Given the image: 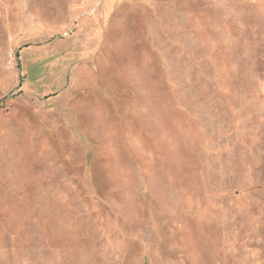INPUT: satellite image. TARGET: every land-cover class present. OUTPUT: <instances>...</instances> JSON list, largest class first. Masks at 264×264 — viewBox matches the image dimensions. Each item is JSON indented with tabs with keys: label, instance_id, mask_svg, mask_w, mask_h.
Returning a JSON list of instances; mask_svg holds the SVG:
<instances>
[{
	"label": "rangeland",
	"instance_id": "374dc122",
	"mask_svg": "<svg viewBox=\"0 0 264 264\" xmlns=\"http://www.w3.org/2000/svg\"><path fill=\"white\" fill-rule=\"evenodd\" d=\"M0 264H264V0H0Z\"/></svg>",
	"mask_w": 264,
	"mask_h": 264
}]
</instances>
